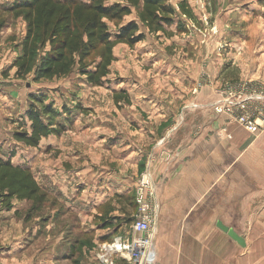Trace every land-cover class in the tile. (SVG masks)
<instances>
[{
	"label": "rangeland",
	"instance_id": "1",
	"mask_svg": "<svg viewBox=\"0 0 264 264\" xmlns=\"http://www.w3.org/2000/svg\"><path fill=\"white\" fill-rule=\"evenodd\" d=\"M13 1L0 0V152L4 158L15 156L14 164L30 159L32 170L40 171L41 175L36 177V180L42 185L44 175L38 167L42 168L44 163L43 154L36 152L37 154L32 156V151H27L23 145L16 143L13 135L23 130V116L28 108L30 95L51 104L59 116L53 123L56 125L59 122L65 127L63 126V132L59 136H55V141H51L55 142V148L51 147L50 151L53 153L47 160L52 161L57 171L64 168L65 180L69 182L70 188L68 195L62 196L60 191L48 193L42 188L48 197L37 210L31 208V203L15 200L11 202L8 210L16 208L14 214L17 220L23 223L21 228L18 225L21 235L23 233L25 236V229L30 230L33 227L40 230L45 227L49 230L50 245L55 251L52 256H56V261L66 260V264H95L98 247L104 242H93L95 233L86 235L84 231L92 230L91 228H96L98 224L100 226L101 218L97 215L103 218L114 215L122 216V223L118 222L120 225L117 231L125 235L129 231L128 221L135 212L132 200L135 196L134 186L146 170H142L141 164L135 166L134 159L126 157L128 153L122 151L125 148L123 142L111 151L114 141H108L110 132L107 130L115 126L108 120L115 118V124H118L121 133L127 131L123 127L127 126L124 125L123 119L130 120V116L124 113L126 104L132 98L129 90L138 93L139 81L147 80L145 85H149L152 76L144 75L145 70L153 68L158 59L145 57L144 52L150 48L159 51L160 47L168 44L171 56H177L178 62L190 59L188 67H192L196 76L205 67L210 77L214 72L212 77H215L220 85L239 81L264 84V0H167L175 10V23L180 24L179 27L185 33L176 32L175 25L165 33L149 31L138 20V8H132L130 16L123 17L120 21L106 22L108 29L115 33L129 22H135L138 25L137 34H142L144 39L133 47L122 44L113 46L114 61L108 68V74L101 87L90 86L77 66L64 78H36V68L42 52L38 53L37 64L31 72L19 78L13 63L21 55L25 23L23 17L16 12H7ZM180 4L183 12L180 10ZM188 34L189 39L184 49H179L175 43H171V39ZM183 41H180L179 45ZM104 53L105 49L99 47L85 61V69H96ZM207 60H210V67H207ZM150 74L153 75L151 72ZM75 106H79V110H74ZM62 108H67L71 115L61 114ZM94 137L98 139L97 142ZM47 144L48 140H45L38 151L46 149ZM96 145L98 151L95 152ZM109 149L110 151H107ZM64 151L66 155H62ZM94 155H97L99 163L95 162L97 159ZM60 160L63 167H59ZM102 167H107L112 173L103 172ZM71 170L72 173L69 172ZM96 178L104 182L110 181L96 187L98 199L102 200L97 213L91 215L88 206L85 211L80 210L79 208L83 207L74 199L75 207L65 205L71 198L69 195L74 185L81 184V189L92 188ZM124 190H128V193L120 196ZM83 194H90V190ZM64 196H69V199ZM84 213L89 217H81ZM23 235L20 240L26 242V236ZM214 239L212 237L211 242ZM257 239L264 241V237ZM217 243L215 239L214 244ZM218 245L223 244L221 242ZM89 251H93L92 256ZM231 254L228 246V259Z\"/></svg>",
	"mask_w": 264,
	"mask_h": 264
},
{
	"label": "crops",
	"instance_id": "2",
	"mask_svg": "<svg viewBox=\"0 0 264 264\" xmlns=\"http://www.w3.org/2000/svg\"><path fill=\"white\" fill-rule=\"evenodd\" d=\"M189 35L175 37L171 43L184 49ZM144 56L158 60L153 68L145 70L144 75L152 76L149 85H145L147 80L139 81L138 93L129 90L132 98L124 113L130 116V120L123 119L127 131L121 133L115 118L108 120L115 126L107 130L110 132L108 141H114L111 151L123 142L125 148L122 151L128 153L126 157L134 159L137 167L141 164L142 170L148 168L152 176L159 203L156 264H264V241L257 239L264 237V124L256 134H250L230 122L225 114H216L213 110L218 99L215 89L220 83L212 77L214 72L210 77L204 67L196 76L192 67H188L190 59L178 62L177 56H171L168 44L159 51L150 48ZM209 62L207 60V67H210ZM200 76H204V80ZM205 80L212 85H205ZM198 83L203 86L193 94ZM56 125L64 126L59 122ZM222 129L227 130L230 139L218 137ZM56 137L43 139L37 148H27V151H32V156L43 154L42 168L37 166L44 175L42 185L37 182L39 186L48 193L60 191L62 196L68 195L70 188L64 168L57 171L52 161L47 160L53 153L51 147L55 148V142L51 141ZM45 140H48L47 148L38 151ZM66 151L62 155H66ZM94 156L95 162L99 163L97 155ZM29 160L16 164H25L36 180L40 171H33ZM61 163L62 160L59 167H63ZM102 169L112 173L107 167ZM93 182L92 188L81 189V184L74 185L72 196L69 195L71 198L64 196L69 199L65 205L75 207L77 202L84 208L80 210L85 211L88 206L91 215L97 213L102 200L98 199L96 187L110 181L96 178ZM88 190L90 194H83ZM125 193L128 190L120 196ZM15 211L16 208L7 210L0 205V264H66V260L56 261V256H52L55 251L45 227L42 230L25 229L26 242H21L23 233H19V226L21 228L23 223L17 220ZM84 215L87 213L81 217ZM97 217L101 218L100 215ZM116 217L122 218L114 215L109 218ZM218 221L241 236L245 247L238 246L217 229ZM100 227L98 224L84 233H95L92 239L95 243L111 242L123 234ZM212 237L223 245L214 244L215 239L211 242ZM228 246L232 253L229 259ZM89 254L92 256L93 251ZM95 261L98 264L97 259Z\"/></svg>",
	"mask_w": 264,
	"mask_h": 264
},
{
	"label": "trees",
	"instance_id": "3",
	"mask_svg": "<svg viewBox=\"0 0 264 264\" xmlns=\"http://www.w3.org/2000/svg\"><path fill=\"white\" fill-rule=\"evenodd\" d=\"M132 8H138V20L149 31L165 33L175 25L176 32L185 33L180 24L175 23V10L167 0H14L7 12H16L25 23L21 55L13 63L17 76L28 75L37 64L38 53L42 52L36 78H64L77 66L90 86L101 87L114 61L113 46L133 47L144 39L142 34H137L135 22H129L115 33L108 29L106 22L130 16ZM99 47L105 49L103 62L94 70L85 69V61ZM28 101L23 130L16 132L13 139L25 148H37L43 139L58 136L63 126L53 123L58 113L51 105L33 95L28 97ZM74 109L79 110V106ZM62 111L69 113L67 108H62ZM14 157L4 158L0 153V205L8 210L15 200L31 203V208L37 210L48 195L25 164L12 163ZM132 200L136 210L133 197ZM118 222L122 223L121 218L101 217L100 226L116 232L120 225ZM131 222L132 219L128 221L129 225Z\"/></svg>",
	"mask_w": 264,
	"mask_h": 264
},
{
	"label": "built area",
	"instance_id": "4",
	"mask_svg": "<svg viewBox=\"0 0 264 264\" xmlns=\"http://www.w3.org/2000/svg\"><path fill=\"white\" fill-rule=\"evenodd\" d=\"M204 80V76H200ZM205 85L211 86L209 80ZM203 86L198 83L193 94ZM218 97L213 105L216 114H225L230 122L250 134H256L264 124V84L255 82L225 83L215 89ZM219 138L230 139L226 129ZM136 210L125 235L104 242L96 254L98 264H156L155 239L158 230L159 203L152 176L147 168L135 186Z\"/></svg>",
	"mask_w": 264,
	"mask_h": 264
},
{
	"label": "water",
	"instance_id": "5",
	"mask_svg": "<svg viewBox=\"0 0 264 264\" xmlns=\"http://www.w3.org/2000/svg\"><path fill=\"white\" fill-rule=\"evenodd\" d=\"M216 228L219 229L221 232L226 234L230 240L235 242L238 246L244 248L245 242L244 239L239 236L232 228L224 225L221 221L216 223Z\"/></svg>",
	"mask_w": 264,
	"mask_h": 264
}]
</instances>
